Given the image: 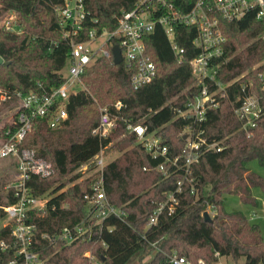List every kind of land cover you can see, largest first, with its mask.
I'll return each instance as SVG.
<instances>
[{
	"label": "trees",
	"instance_id": "obj_1",
	"mask_svg": "<svg viewBox=\"0 0 264 264\" xmlns=\"http://www.w3.org/2000/svg\"><path fill=\"white\" fill-rule=\"evenodd\" d=\"M65 0H0V21L14 11L20 31L6 29L0 23V87L16 88L23 93L46 92L64 82L71 44L63 35L57 7ZM87 19L84 31L114 29L123 11L131 9L136 0H83ZM195 0H174L188 10ZM95 19L97 21H95ZM227 36L224 57L228 60L219 68L217 78L225 83L238 76L245 77L226 85V94L217 107L208 110L204 122L210 139H225L220 151H203L191 164L190 171L174 165L171 159L181 154L186 139L184 127L192 123L177 114L195 94L191 59L199 52L193 44L196 28L177 24L174 41L184 51L176 54L172 42L160 25L145 37L146 52L157 66V75L138 88L132 84L133 68L125 62L115 63L112 57H100L85 67L81 74L84 88L71 92L67 101L68 117L52 127L47 116L31 117V130L24 146L36 149L37 156L50 161L54 173L48 177L33 174L29 181L34 194L53 188L57 192L44 214L31 212L27 222L35 223L31 249L43 259L42 264H177L171 256L177 253L198 264H207L229 257L226 264H264V235L261 227L243 211H228L227 194H238L243 202L257 206L254 189L264 193V175L251 169L256 160L264 168V110L253 126L243 127L234 112V103L243 94L241 84L255 80L260 92L258 69L264 60V40L255 37L264 29L255 12L232 21H222ZM81 33L77 39H84ZM7 62V63H6ZM16 98L0 101V121L9 116ZM123 105L117 108L115 104ZM100 106H107L116 115V125L108 137L93 133L100 119ZM16 114V112L14 113ZM144 123L147 132H155L168 151L153 157L146 150L129 124ZM17 124L6 121L0 128V138L9 137ZM110 145L118 155L104 166V184L109 200L126 211L96 224L94 238L79 237L72 243L54 240L66 225L87 216L85 192L94 175L78 170L103 146ZM170 158V161H166ZM184 160L180 159V163ZM165 163L169 173L160 165ZM178 199L172 214L162 213L156 224L147 227L148 219L158 202L167 199L170 191ZM12 190L0 185V215L6 216L4 204L13 201ZM215 208L212 221L203 212ZM0 264L14 256L15 237L11 225L0 229ZM90 250L91 260L85 253Z\"/></svg>",
	"mask_w": 264,
	"mask_h": 264
},
{
	"label": "built area",
	"instance_id": "obj_2",
	"mask_svg": "<svg viewBox=\"0 0 264 264\" xmlns=\"http://www.w3.org/2000/svg\"><path fill=\"white\" fill-rule=\"evenodd\" d=\"M254 11L258 20L264 22V0H195L188 10L177 5L174 0H136L131 9L123 11L118 18V24L114 29L99 30L92 27L84 31L87 12L83 0H65L57 7V13L63 29V35L70 41L71 50L67 72L64 82L51 88L46 92L23 93L16 88L0 87V101L16 98L13 105L16 111L11 122L17 124L14 132L11 129L6 131L9 136L0 139V159L9 158L14 166L15 178L12 182L5 184V190H12L14 200L4 204L3 209L9 220L3 225H11V232L15 237V253L7 264H42L43 259L31 249L32 233L36 224L27 222L31 212L44 214L50 200L57 193L53 188L41 194H34L28 181L33 174L48 177L54 173L53 165L45 158L37 156L35 148L24 146V140L31 130V117L38 114L47 116L50 126L60 124L68 117L66 108L71 92L84 88L81 74L85 67L93 64L98 58L106 56L113 58V46L118 44L121 48L122 61L134 69L131 77L132 84L138 88L151 82L157 75L156 63L146 52L145 37L152 32L156 25L163 27L166 35L172 42V48L176 54L184 51L174 41L175 26L177 24L193 25L196 34L193 37L194 46L199 52L191 59L194 85L197 87L195 94L186 102L184 107L177 108L179 116L188 117L193 120L182 130L186 143L181 154L171 159L174 165L190 171L191 164L197 161L203 151H220L224 147L225 139H210L206 135L204 122L207 120L208 110L217 107L220 99L225 96L226 85H231L236 80L246 76L242 74L233 81L225 83L217 78L219 68L228 60L224 57L227 36L222 27V21H232ZM95 21H97L95 19ZM2 25L12 31H20L16 14L10 11L2 19ZM88 33L84 39H77L83 33ZM264 40V29L255 37ZM254 69H258V82L260 92L264 97V60L260 61ZM243 94L234 103V112L240 119L243 127L253 126L257 118L263 113L261 104L262 96L255 91V80L250 78L241 84ZM123 105L118 101L115 106L120 108ZM116 125V115L107 106L100 109L98 125L93 133L100 137H108ZM129 129L135 131L139 140L153 157L165 155L168 151L166 145L161 143V137L155 132H147L144 123L129 124ZM109 145L101 149L86 162L82 163L78 170L86 175H94L90 188L84 194L86 201L87 216L84 220L73 226H64L57 236H52L55 241L62 240L65 243H72L79 237L89 240L94 238L96 224H101L109 215H126V211L112 203L106 193L104 184V166L109 156L107 155ZM180 159L184 161L180 163ZM166 161H170L167 158ZM160 169L169 173L163 162ZM168 193L167 199L158 202L151 213L147 227L157 223L162 213L172 214L178 204L175 196L176 191ZM209 214L215 213V208L209 206L206 209ZM256 211L251 214L254 218ZM3 249L8 248L10 243L0 240ZM91 260L94 256L90 250L85 253ZM171 261L177 264H195L185 256L174 253ZM198 264H207L203 259ZM216 264H224L223 258ZM226 264V263H225Z\"/></svg>",
	"mask_w": 264,
	"mask_h": 264
},
{
	"label": "rangeland",
	"instance_id": "obj_3",
	"mask_svg": "<svg viewBox=\"0 0 264 264\" xmlns=\"http://www.w3.org/2000/svg\"><path fill=\"white\" fill-rule=\"evenodd\" d=\"M8 14L9 13L7 12L6 15ZM5 16H3V19L5 18ZM0 23L2 24V20L0 21ZM64 72H67V67L64 68ZM102 107L104 106H100V109ZM8 112L10 114L6 118V120L0 121V128L4 125L6 121L9 122L12 121L13 117L15 116L14 113L16 112L14 106H11ZM118 153H119L118 150H116L115 148L113 149L109 145L107 150V155L109 156L110 159L114 158L116 155H118ZM8 159L9 158L0 159V185L2 186L3 185L5 186V184L12 182L15 178L14 166L12 164V161ZM250 167L251 169L264 175V168L260 166V164L256 160L250 163ZM254 194L259 200L257 206H253L251 204H247L243 202L238 194H227L225 206L228 211H243L251 219L252 222L257 223L261 227L262 233L264 235V193L259 188H255ZM252 211L253 212L256 211L257 213V216H255L254 218L251 217V213H253ZM8 220H9L8 216L2 217L0 215V229ZM223 262L224 264L226 262H231V259L229 257H224Z\"/></svg>",
	"mask_w": 264,
	"mask_h": 264
},
{
	"label": "water",
	"instance_id": "obj_4",
	"mask_svg": "<svg viewBox=\"0 0 264 264\" xmlns=\"http://www.w3.org/2000/svg\"><path fill=\"white\" fill-rule=\"evenodd\" d=\"M113 61L115 63H120L122 61L121 48L119 47L118 44H115L113 46ZM4 62L5 61H4L3 57L0 54V64L1 63H4ZM203 215H204V217H205L206 220L212 221V217H211V215L209 214V212L207 210H205L203 212Z\"/></svg>",
	"mask_w": 264,
	"mask_h": 264
},
{
	"label": "crops",
	"instance_id": "obj_5",
	"mask_svg": "<svg viewBox=\"0 0 264 264\" xmlns=\"http://www.w3.org/2000/svg\"><path fill=\"white\" fill-rule=\"evenodd\" d=\"M253 212V211H252ZM252 214V213H251Z\"/></svg>",
	"mask_w": 264,
	"mask_h": 264
}]
</instances>
